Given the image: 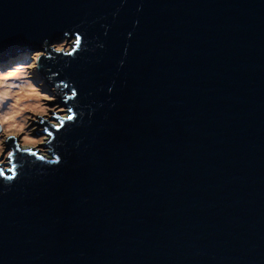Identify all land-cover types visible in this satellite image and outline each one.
Here are the masks:
<instances>
[{
    "label": "water",
    "instance_id": "water-1",
    "mask_svg": "<svg viewBox=\"0 0 264 264\" xmlns=\"http://www.w3.org/2000/svg\"><path fill=\"white\" fill-rule=\"evenodd\" d=\"M32 51L66 114L8 138L0 264H264V0H0Z\"/></svg>",
    "mask_w": 264,
    "mask_h": 264
},
{
    "label": "rangeland",
    "instance_id": "rangeland-1",
    "mask_svg": "<svg viewBox=\"0 0 264 264\" xmlns=\"http://www.w3.org/2000/svg\"><path fill=\"white\" fill-rule=\"evenodd\" d=\"M40 53L32 51L26 63L0 67V164L4 169H8L9 151L5 152V147L9 137L18 148H33L47 156L45 150L39 148L46 137L39 135L42 129H35L31 121L50 120L55 117L54 109L59 115L66 114L56 103L55 89L44 84L36 74L35 64Z\"/></svg>",
    "mask_w": 264,
    "mask_h": 264
},
{
    "label": "trees",
    "instance_id": "trees-1",
    "mask_svg": "<svg viewBox=\"0 0 264 264\" xmlns=\"http://www.w3.org/2000/svg\"><path fill=\"white\" fill-rule=\"evenodd\" d=\"M31 52H23V53H20V54H17L15 57L7 60L6 63L4 64H0V67H9L11 65H15V64H18L19 62H23V63H26L28 61V56L30 55ZM55 94V93H54ZM55 96L57 97V95L55 94ZM50 103V102H49Z\"/></svg>",
    "mask_w": 264,
    "mask_h": 264
},
{
    "label": "snow or ice",
    "instance_id": "snow-or-ice-1",
    "mask_svg": "<svg viewBox=\"0 0 264 264\" xmlns=\"http://www.w3.org/2000/svg\"><path fill=\"white\" fill-rule=\"evenodd\" d=\"M69 119H71V117H69ZM9 155H11V153H9Z\"/></svg>",
    "mask_w": 264,
    "mask_h": 264
},
{
    "label": "bare ground",
    "instance_id": "bare-ground-1",
    "mask_svg": "<svg viewBox=\"0 0 264 264\" xmlns=\"http://www.w3.org/2000/svg\"><path fill=\"white\" fill-rule=\"evenodd\" d=\"M29 92H31L32 90H28Z\"/></svg>",
    "mask_w": 264,
    "mask_h": 264
}]
</instances>
